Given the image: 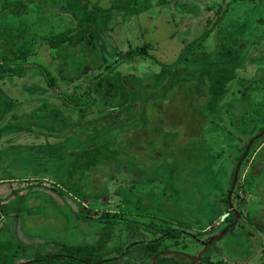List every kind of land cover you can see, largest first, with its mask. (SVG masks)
<instances>
[{
	"label": "rangeland",
	"instance_id": "obj_1",
	"mask_svg": "<svg viewBox=\"0 0 264 264\" xmlns=\"http://www.w3.org/2000/svg\"><path fill=\"white\" fill-rule=\"evenodd\" d=\"M150 1L149 10L128 19L113 11L110 30L95 29L76 46L58 49H51L43 36L65 31L72 25L66 1L50 0L45 8L37 0L30 2V11L23 21L34 31L27 34V39L35 41L36 54L30 56L27 65L49 66L56 77V86L52 89L44 75L32 71L24 77L8 72L0 78V96L8 100L0 113V258L4 259L0 264H21L31 261L38 252L57 251L56 242L92 245L102 234L99 219L107 214L124 215L141 226L170 223L184 230L179 239L163 243L169 247L167 256L175 257L179 264H264V231L248 219L260 215L259 220L264 221L261 214L264 176L254 183L245 179L251 169L257 174L258 167L253 168L255 155L264 147V4L258 0H164L163 4L161 0ZM92 2H100L102 8L108 9L113 0ZM17 23L11 16L0 18V28H12ZM0 37V47H7L4 42L7 37ZM22 42L11 47L16 51ZM143 46H147V53H134L127 58L128 51L137 52ZM190 47L193 51L189 52ZM79 59L87 64L81 76H74L70 63L77 64ZM222 63L228 68L237 65L238 77L228 84L224 96L216 100L215 115L203 110L214 129L199 149L207 148L211 159L207 164L200 158L190 162L188 174L179 170L192 189L189 195L176 187V177L169 170L159 168L156 177H152L147 171L150 163L144 164L141 171L150 177L130 189L135 197L132 202L124 199L121 189H128L138 178L141 167L133 163L119 166L112 175L103 178L108 196L91 199L80 195L71 181L70 164L76 152L86 148L91 140L98 144L100 138H115L124 126L129 129L132 125L124 122L130 112L123 111L109 128L102 120L97 121L103 115L99 110L102 101L97 97L86 116L91 127H82L81 133L73 135L81 127L74 126L79 115L64 106L63 92L88 93L96 77L119 73L124 82H134L135 117L140 116L148 92L165 102L166 114L177 97L185 96L178 91L175 99L164 100L168 85L177 86L179 76L184 82L194 74L204 76ZM163 67L168 71L157 90L139 87V79L152 78ZM115 80L113 76L108 83V97H113ZM193 83H187L186 88ZM185 101L189 103L188 99ZM42 118L56 122H39ZM28 122L31 130H23L20 125ZM195 131L200 128L185 131L184 140ZM248 146L252 153H243ZM241 154L244 163L239 161ZM239 163L240 179L233 188ZM198 166L202 169L194 172ZM107 171L103 167V173ZM162 196L177 208L165 204ZM226 196L232 199L231 209L242 214L230 227L224 220L229 215L223 201ZM2 204H6L5 209ZM81 209L88 213L87 220H83ZM228 227L235 230L224 234ZM114 235L126 250L160 237L142 228L134 231L128 221L117 226ZM215 236L219 237L209 245ZM36 244L39 248H35ZM114 244L107 247V258L116 255L112 252ZM209 247L212 250L207 252ZM153 263L154 259L147 262Z\"/></svg>",
	"mask_w": 264,
	"mask_h": 264
},
{
	"label": "trees",
	"instance_id": "obj_2",
	"mask_svg": "<svg viewBox=\"0 0 264 264\" xmlns=\"http://www.w3.org/2000/svg\"><path fill=\"white\" fill-rule=\"evenodd\" d=\"M49 1L37 0L44 8ZM65 1L67 12L72 16L73 22H71L72 25L65 31L59 33L52 32L49 35L43 36V39L50 45L51 49H58L62 46H76L87 33L95 29H102L107 32L112 28L113 11L115 10L119 11L124 19H128L131 16L139 15L149 10L152 6L150 0H113L108 9L102 8L99 5L100 2H92V0ZM30 2H34V0H2L0 2V18L11 16L18 20V23L12 28H0V36L4 35L7 37V40H4L7 47H0V78H3L8 72H14L24 77L32 71L35 74L44 75L47 83L53 89L56 86V77L49 66L38 64L31 67L27 65L30 62V56L36 54L35 41L27 39V34L34 31L31 26L23 21V17L30 11ZM163 2L164 0H161L162 4ZM20 40L23 42L14 51L11 46ZM190 51H193V48L190 47ZM134 53L140 55L147 53V46L140 47L137 52L128 51L126 53L127 58H132L135 55ZM69 59L76 58L71 57ZM79 60L77 64L70 63L74 76H81L83 67L87 64V62H84V59ZM236 69L237 65L228 68L226 64H223L221 67L212 69L208 74H204V76L200 74L188 76V82L182 81L184 78L179 76L180 83L178 82L177 86L168 85L162 97L164 100L175 99L179 91L185 94V96L182 95V98L184 100L188 99L189 101L186 104L184 117L180 123L175 125L169 124L166 120L165 102L161 98H157L152 92L147 93L148 97L140 110V116L135 117L133 114L136 111L132 112L135 110V107H132L135 95L133 91L134 82H124V77H121L119 73H115L112 76L104 73L96 77L88 93L63 92L62 99L64 106L72 108L79 115V121L74 126L81 125V127L73 135L81 133L82 127L88 129L91 127V125H87L91 122L86 119V116L88 111L96 103L97 97L102 101V107L99 110L103 113L97 121L102 120L103 125L109 128H112L113 119L119 117L123 111L129 110L130 112L129 116H125L128 119L124 122V125H132L129 129L124 126L115 138H100L98 144L94 140H91L86 148H81L79 152H76L75 160L70 164L73 170L71 181L74 183L80 195L89 196L91 199L108 196V190L103 178L112 175L117 167H126L131 163L136 165V167L139 164L141 169L137 172L138 178L132 181L130 186H128L129 188L121 189L124 199L130 202L135 200L130 189L136 188L138 184H142L150 177V175L144 176L141 173L144 170L143 165L148 163L151 165L147 171H150L152 177H156L154 174L159 168L169 170L176 177V187L184 195H189L192 189L187 186V178L186 176L183 177V172L189 173L190 166L188 164L194 160L197 161L200 158L203 164H207L211 159L207 148L202 146V149H199L206 142V135L214 129L213 124L208 123L211 120L208 119L203 110H209L212 115L217 113L216 100L221 99L224 96L228 84L233 82L235 78L237 79ZM167 71V68L163 67L161 72L155 74L152 78L136 81L139 87L145 91L150 89L157 90L161 86L163 76ZM113 76L117 79L114 81V88L112 90L113 97H108V83L112 80ZM187 83H193L191 85L192 87H189V89L186 88ZM182 86H184L183 89ZM187 94L188 96L193 95L194 97H188L186 96ZM155 99H157L156 102L153 101ZM7 102L8 100L5 96H0V113ZM40 121L44 123H49L50 121L56 122L55 119L49 120V118H42ZM29 122L22 123L20 127L23 130H31L28 128ZM197 127L200 128V131H195L191 135H188L187 140H184L185 131ZM247 150V147H245L243 153H246ZM251 153L252 151L249 152V154ZM151 158L152 160H150ZM136 160H139V162ZM144 160L145 162H143ZM153 160L154 165H152ZM239 161H244L242 154L239 156ZM239 165L240 163L237 164L236 169L238 168L240 171L241 166L239 167ZM103 167L108 168L106 173H103ZM255 167H258L257 174L251 169L246 175L245 179L248 183H254L253 181L256 182L258 178L261 179L264 176V147L255 155L253 168ZM180 169H183L182 173L179 171ZM194 169H192L194 172H198L202 167L198 166ZM98 174H101L102 177H97ZM239 179L240 177L238 176L237 181ZM162 201L167 205L169 204L168 206L170 207L177 208L167 197L162 196ZM223 201L227 204L229 211V215L224 220L230 227L236 223L237 216L242 218V214L240 212L236 213V211L231 209L232 199L229 196H226ZM5 205L2 204L1 206L5 209ZM80 212L83 220H87L88 213L82 209ZM261 214L264 218V210ZM259 218L260 215H255L248 219L250 223L256 224L258 229L264 231V221L259 220ZM127 221L129 222L130 228L134 231L142 228L150 231L154 235H160V237L135 244V246L126 250L120 243V240L114 235V231L117 226ZM136 221L134 219L130 220L124 215H102L99 219L102 234L94 244L73 245L56 242L58 246L57 251H48L47 253L38 252L31 261L21 264H132L133 261H136L135 256L140 257V260L136 261V264H147L149 259H155L156 257L158 258L155 264L180 263L175 257L167 256L169 247L163 246V243L168 239H179L185 233L184 230L172 227L170 223H157L156 225L149 223L141 226ZM239 223L240 221L237 222V225ZM234 230L235 228L231 227L227 233L233 232ZM52 243L56 244L55 242ZM114 243H116V247H113L112 252L116 253V255L112 258H107L106 249L109 245H115ZM34 246L35 248H39V244ZM211 250L209 247L207 252ZM130 254H133V256L127 258ZM0 261H4L3 257L0 258Z\"/></svg>",
	"mask_w": 264,
	"mask_h": 264
},
{
	"label": "snow or ice",
	"instance_id": "obj_3",
	"mask_svg": "<svg viewBox=\"0 0 264 264\" xmlns=\"http://www.w3.org/2000/svg\"><path fill=\"white\" fill-rule=\"evenodd\" d=\"M186 101L182 97H177L169 106L165 117L169 124L175 125L181 122L185 115Z\"/></svg>",
	"mask_w": 264,
	"mask_h": 264
},
{
	"label": "water",
	"instance_id": "obj_4",
	"mask_svg": "<svg viewBox=\"0 0 264 264\" xmlns=\"http://www.w3.org/2000/svg\"><path fill=\"white\" fill-rule=\"evenodd\" d=\"M249 148H250V146H248L247 149L249 150ZM248 150L246 151V153L248 152ZM238 171H239V169L237 168V169H236V172H235L234 182H233V185H232L233 188H234L235 183H236V181H237ZM232 208H233V207H232ZM236 213H238V212L236 211ZM238 218H239V216H237V220H238ZM234 225H235V224H233L232 226H234ZM228 229H229V227L225 230L224 234L227 233ZM218 237H219V236H215V237H213V238L210 240L209 245L212 244V242H213L216 238H218ZM157 258H158V257H156V258L154 259V263H153V264H155Z\"/></svg>",
	"mask_w": 264,
	"mask_h": 264
},
{
	"label": "crops",
	"instance_id": "obj_5",
	"mask_svg": "<svg viewBox=\"0 0 264 264\" xmlns=\"http://www.w3.org/2000/svg\"><path fill=\"white\" fill-rule=\"evenodd\" d=\"M259 1V3H261V4H264V0H258ZM260 7H262V5H260Z\"/></svg>",
	"mask_w": 264,
	"mask_h": 264
}]
</instances>
